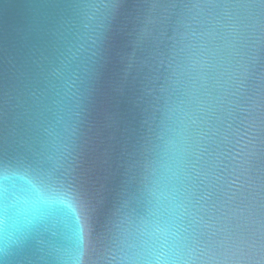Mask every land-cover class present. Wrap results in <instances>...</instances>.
I'll list each match as a JSON object with an SVG mask.
<instances>
[{"label":"water","instance_id":"95a60500","mask_svg":"<svg viewBox=\"0 0 264 264\" xmlns=\"http://www.w3.org/2000/svg\"><path fill=\"white\" fill-rule=\"evenodd\" d=\"M0 264H264V0H0Z\"/></svg>","mask_w":264,"mask_h":264}]
</instances>
